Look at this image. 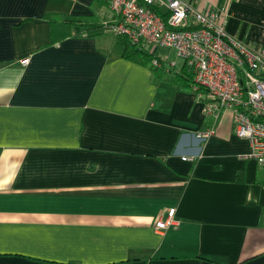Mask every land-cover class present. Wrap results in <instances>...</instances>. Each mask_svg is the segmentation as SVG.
<instances>
[{"label": "crops", "instance_id": "obj_1", "mask_svg": "<svg viewBox=\"0 0 264 264\" xmlns=\"http://www.w3.org/2000/svg\"><path fill=\"white\" fill-rule=\"evenodd\" d=\"M185 1L264 48V0ZM114 18L0 0V264H264V167L231 111L205 112L172 48L123 55Z\"/></svg>", "mask_w": 264, "mask_h": 264}, {"label": "built area", "instance_id": "obj_2", "mask_svg": "<svg viewBox=\"0 0 264 264\" xmlns=\"http://www.w3.org/2000/svg\"><path fill=\"white\" fill-rule=\"evenodd\" d=\"M108 7L116 18L103 29L149 51L174 49L192 70V90L202 97L205 112L218 118L230 110L235 135L249 141L248 157L264 167V48L227 34L217 24L218 8L200 11L185 0H108ZM211 133L193 135L203 142ZM173 213L168 210L156 227L174 224Z\"/></svg>", "mask_w": 264, "mask_h": 264}, {"label": "trees", "instance_id": "obj_3", "mask_svg": "<svg viewBox=\"0 0 264 264\" xmlns=\"http://www.w3.org/2000/svg\"><path fill=\"white\" fill-rule=\"evenodd\" d=\"M107 4H108V0H104ZM74 18L73 17V21H74ZM65 20L67 22H70L71 21V18H65ZM100 25V24H99ZM103 26V25H101ZM121 39L124 40V46H123V55H125L126 57H129V58H136V59H139V60H144L145 58H149L151 57V52L144 48L141 44H137V43H133V42H130L126 37L124 36H119ZM187 78H186V85L189 87L190 90H192V84H193V73H192V70L190 69V72H188L187 74Z\"/></svg>", "mask_w": 264, "mask_h": 264}, {"label": "rangeland", "instance_id": "obj_4", "mask_svg": "<svg viewBox=\"0 0 264 264\" xmlns=\"http://www.w3.org/2000/svg\"><path fill=\"white\" fill-rule=\"evenodd\" d=\"M157 50V54H159L160 53V51H162V49H160V48H158V49H156ZM164 51H166V50H164ZM166 54L168 55V61L169 62H176V60L178 61V63L182 60V59H180L179 57H177V53H176V51L173 49L172 51H168V52H166Z\"/></svg>", "mask_w": 264, "mask_h": 264}]
</instances>
